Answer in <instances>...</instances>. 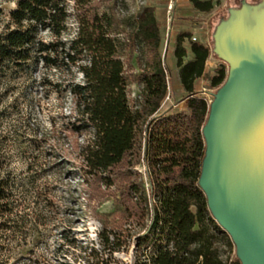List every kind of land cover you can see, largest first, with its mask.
Instances as JSON below:
<instances>
[{"label":"trees","instance_id":"1","mask_svg":"<svg viewBox=\"0 0 264 264\" xmlns=\"http://www.w3.org/2000/svg\"><path fill=\"white\" fill-rule=\"evenodd\" d=\"M215 1L189 0L206 17ZM166 14V7L146 2L126 30L124 20L100 10L96 0H17L0 32V69L41 66L44 84L48 71L67 70L68 78L54 85L62 99L69 96L70 107L60 101L52 135L43 133L41 140L49 142L46 134L70 140L87 203L114 200L113 212L97 216L104 232L113 235L105 236L106 244L115 245L125 230L134 229L132 241L142 259L136 264H227L215 244L218 233L226 232L199 185L210 110L199 80L210 53L217 56L214 39L212 49L190 40L192 58L184 62L187 34H179L171 65L163 52ZM71 19L77 31L67 41ZM140 45L148 57L138 73L132 66ZM227 73L225 65L216 68L210 86L217 91ZM130 81L142 83L134 99ZM169 91L185 100L184 108L166 101ZM29 183L19 184L0 168V230L6 234L57 219L52 190Z\"/></svg>","mask_w":264,"mask_h":264},{"label":"rangeland","instance_id":"2","mask_svg":"<svg viewBox=\"0 0 264 264\" xmlns=\"http://www.w3.org/2000/svg\"><path fill=\"white\" fill-rule=\"evenodd\" d=\"M242 1L256 3L261 0H216L213 13L207 17L197 12L189 0H179L171 22L167 21V14L164 21L166 38L163 52L171 65L175 62L174 51L179 34H187L183 40V45L187 47V54L183 58L186 62L192 58L188 46L189 41H192L191 36L197 37L195 42H202L212 49L216 26L227 16L230 8L240 5ZM16 2L0 0V32L9 24L10 12L15 9ZM96 2L100 3V10H112L117 18L124 20L126 30H130L127 24H135L136 15L141 9L138 0ZM147 4L166 7V0H147ZM69 25L70 30L64 34L67 41L77 31L73 19ZM43 36L50 39L49 33ZM139 50L135 53L137 59L133 60L132 66L133 71L138 73L148 57V54L142 53L141 45ZM222 65L228 71V64L211 52L205 64V72L199 80L202 95L209 101L216 92L210 86L211 75ZM42 72L41 66L30 71L0 69V168L12 172L19 184L32 182L40 184L44 190L51 189L55 195L54 210L58 215L56 220L53 219L47 225L34 223L26 229L9 234L0 230V264H136V261L142 260L137 256L132 241L138 230H125L124 238L120 235L115 245L106 244L105 236L112 240L113 235L104 232L97 216L113 212L116 208L114 200L107 199L99 204L87 203L85 187L76 165L77 159L70 153V140L48 136L52 135L49 132L51 121L58 116L60 101L63 100L67 109L70 107L69 96L62 99L54 85L67 77V70L48 71L46 84L41 81ZM72 73L76 81H82L76 69H72ZM141 84L138 81L129 82L132 99L139 96ZM178 97L175 92L169 91L166 101L181 110L185 100L179 101ZM43 133L48 134L49 142L41 140ZM144 169L145 166H141V170ZM126 237L128 242L124 241ZM215 244L227 264H236L235 244L227 232L226 235L219 232Z\"/></svg>","mask_w":264,"mask_h":264},{"label":"water","instance_id":"3","mask_svg":"<svg viewBox=\"0 0 264 264\" xmlns=\"http://www.w3.org/2000/svg\"><path fill=\"white\" fill-rule=\"evenodd\" d=\"M213 39L229 69L203 127L199 185L240 264H264V0L230 9Z\"/></svg>","mask_w":264,"mask_h":264},{"label":"built area","instance_id":"4","mask_svg":"<svg viewBox=\"0 0 264 264\" xmlns=\"http://www.w3.org/2000/svg\"><path fill=\"white\" fill-rule=\"evenodd\" d=\"M138 1L141 7L147 2V0H138ZM178 2L179 0H166L167 21L168 22H171V20L173 19V11L176 9ZM191 39L194 42L198 40L195 35H192ZM209 102H211V100Z\"/></svg>","mask_w":264,"mask_h":264},{"label":"flooded vegetation","instance_id":"5","mask_svg":"<svg viewBox=\"0 0 264 264\" xmlns=\"http://www.w3.org/2000/svg\"><path fill=\"white\" fill-rule=\"evenodd\" d=\"M261 1H262V0H261ZM259 2H260V1H259ZM256 3H258V2H256ZM250 4H254V3H250ZM240 6H241V4H240V5H238V6H236V7H234V8H239ZM230 9H232V8H230ZM230 9H229V11H228V14H227V16H226L225 18L221 19V21H222V20H225V19H227V18H228V16L230 15ZM221 21H220V22H221ZM220 22H219V23H220Z\"/></svg>","mask_w":264,"mask_h":264}]
</instances>
